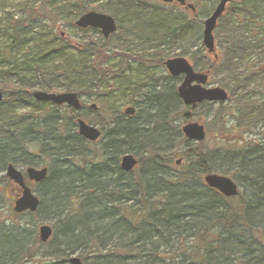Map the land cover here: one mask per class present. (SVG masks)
<instances>
[{
	"label": "trees",
	"instance_id": "16d2710c",
	"mask_svg": "<svg viewBox=\"0 0 264 264\" xmlns=\"http://www.w3.org/2000/svg\"><path fill=\"white\" fill-rule=\"evenodd\" d=\"M99 1L105 4L96 7ZM20 6L19 19L11 13L0 22V90L5 96L0 108V206L10 200L13 187L4 176L7 165L41 164L30 147L51 162L46 180L33 186L40 203L36 213L10 211L15 219L28 215L37 221L29 225L10 215L0 217V264H66L74 255L84 264H264V152L253 157V149L242 147L207 152L204 142L190 149L172 127L174 110L182 106L173 88L165 101L158 96V111L150 115L155 132L143 133L135 115L123 116L114 99L119 96L122 107L135 106L139 95L140 87L123 68V53H114L103 39L73 47L54 30L60 18L73 27L77 17L94 10L115 18L130 15L132 24L140 15L156 19L158 14L159 61L167 45L179 46L182 56L201 53L205 63L197 68L222 78L218 84L234 102L238 127L255 129L264 125V95L258 93L264 91V0L229 5L227 25L215 30L218 55L211 63L200 43L202 21L178 7L162 14L144 0H35ZM43 18L48 31L40 25ZM37 19L39 23L32 21ZM116 48L124 49L121 43ZM193 48L199 51L188 54ZM114 57L118 62L110 66ZM34 89L94 97L112 119L99 124L110 157L99 163L88 159L91 144L76 131L82 116L68 107L35 102ZM223 115L215 111L211 126L218 124L221 131ZM178 140L188 145L185 159H193L179 171L173 168ZM124 154L137 157L130 173L119 168ZM218 172L241 178L243 183L234 181L248 194L239 201L208 189L202 177ZM41 222L53 223L45 244L34 228Z\"/></svg>",
	"mask_w": 264,
	"mask_h": 264
},
{
	"label": "rangeland",
	"instance_id": "374dc122",
	"mask_svg": "<svg viewBox=\"0 0 264 264\" xmlns=\"http://www.w3.org/2000/svg\"><path fill=\"white\" fill-rule=\"evenodd\" d=\"M35 0H5L4 4L0 6V22L4 20L6 14H15L14 19H19L21 17L20 10H22L21 4L24 3H34ZM148 6L150 7H156L157 10L162 12V14H166L169 11V8H177L178 6H167L163 3H161L159 0H144ZM186 3L192 4L196 8V14L198 15V18L203 21L207 15H209L215 5H217L218 0H185ZM101 4H105L102 1H99L96 4V7H99ZM32 6V5H30ZM35 9L37 5L33 6ZM229 7V6H228ZM228 7L226 8V12L228 10ZM179 10L183 11L182 8H179ZM95 11V10H94ZM100 12V11H96ZM184 12V11H183ZM226 12L222 16L221 20L224 19L225 22L221 21L219 24L225 23L227 25L228 19H226L227 15ZM101 13V12H100ZM187 14V17H191L192 14L185 12ZM195 13L193 15H195ZM107 15H110L114 17L113 15L109 13H104ZM47 17V16H46ZM115 18V17H114ZM116 23L119 26L122 27V29H118L116 34H114L112 37L108 39V45L111 46L114 53L120 54L123 53L124 61L123 68H125L126 75L129 77L130 81L133 82V84H137L139 88V95L134 100V103H137L135 106V117L138 120L139 125L142 128L143 133L150 134L153 131V123L151 122V114H155L158 111V96L160 98L159 101H165L166 100V94L170 92V90L173 88L174 91H176L177 86L179 85L181 78H171L168 73L166 72L165 68L163 67V62L165 60L169 59H175V58H184L186 59L196 71L198 70L197 66L202 65L205 63V61L200 57V54L195 55V58H191L190 56H182L181 51L176 46H170L165 47L163 51V56L161 61L158 59V53L155 54V45L157 44V41L155 38H158V14H156V19H154L153 16L150 15H140L136 17V21L132 24L129 23L128 19L126 18H120L116 17ZM38 20V19H37ZM32 20L34 22L39 23V20ZM48 20L43 18L41 20L40 25H44L46 27V31L49 29ZM67 22L64 20V17L60 18V21H57L54 25V30L58 32V34L63 33L64 38H66L73 47H76L78 44L87 42V41H100L102 40L100 34L95 32H88V33H82L79 32L74 27H67ZM217 25V26H218ZM218 28V27H217ZM216 28V29H217ZM136 33V35L133 32ZM35 32V31H34ZM33 32V33H34ZM33 33L30 34V37H33ZM128 35L129 37H127ZM215 32H214V39H215ZM124 38H127L124 40ZM121 43L123 45L124 49H128L129 52L122 51L124 49H117L116 44ZM201 43V38H200ZM215 46H216V39H215ZM109 48V47H108ZM198 48H193L190 50L188 54L192 55ZM217 49V47H216ZM140 50V52H138ZM142 50V51H141ZM204 50V49H203ZM70 52H73L71 49ZM204 53V51H202ZM112 53V52H111ZM110 53V54H111ZM199 53V52H198ZM113 54V53H112ZM218 55V51H217ZM208 57V56H207ZM209 63L213 60V57L207 58ZM159 61V62H158ZM118 60L116 57L111 58L109 61V65L113 66L117 64ZM140 64H143V69H140ZM202 72V71H201ZM222 78L218 77L214 74H209V79L207 81L206 87H220L218 84V81H220ZM224 89V88H222ZM36 90V89H34ZM226 90V89H224ZM168 92V93H167ZM228 93V91L226 90ZM55 93V92H51ZM60 93V92H59ZM262 95H264V91L258 92ZM229 94V93H228ZM155 98V99H154ZM81 103L84 105L85 110L80 115L82 116V120L85 121L87 124L92 125L94 127H97L101 129L102 122L103 121H110L112 120L111 117L104 113L103 108H101L100 111V105L98 101H95L94 97L91 96H81ZM117 101V107H120L121 111L125 108L122 107V102L120 100L119 96H115L114 98ZM91 104H94L98 107L97 112H93L92 110H89L88 107L91 106ZM88 109V111H87ZM224 112L223 118L221 119L223 121V126L221 131L220 126L212 125L209 123L210 118L213 116L215 111ZM28 109H26L27 111ZM18 113H22V111H19ZM95 113V114H94ZM103 113V114H102ZM99 114V117L96 115ZM185 116L188 117L187 122H196V123H202L206 129V140L204 141V148L207 152H215L218 150L223 149H229L231 147L238 149L243 148L242 150L248 151L249 149L254 150V154L251 155V157L256 155H262L264 152V125H256L254 129V125H249L247 127H238L237 123V111L234 109V102L232 103V100L228 99L227 102L221 104H212L208 106H198L196 108H184L183 106H179L174 110L172 119V127L173 130H176V132H180V128L186 123ZM106 119V120H105ZM101 126H100V125ZM144 129V130H143ZM225 129V130H223ZM155 131H153L154 133ZM158 133V130H156ZM171 133H169L170 138ZM172 138V137H171ZM108 140L105 138V136H101V139L98 140V142L91 144V146L87 149V152L89 153L88 159L93 160L95 163L103 162L105 159L110 157L111 153L107 152V144ZM177 145L173 148V152L177 155L175 158V161L180 159V165L179 166H173L174 169L177 171L186 169L187 166L191 165V161L193 160L192 157L188 160L185 159V157L182 155L184 151H187L188 145H183L180 140L176 142ZM190 149L194 147V143H189ZM255 148V149H254ZM104 150V151H103ZM30 152L36 153L39 159H41V164H43L45 167H47L51 160L50 158H47L43 155H40L37 153L36 149L34 147H30ZM29 153V151H28ZM132 155V154H131ZM134 156V155H133ZM118 158V164L119 159ZM137 158L136 156H134ZM35 165L31 167L40 168L43 167V165ZM78 164V162H77ZM19 169L24 170L28 166H17ZM264 172V171H263ZM220 175V172H218ZM217 174V173H216ZM226 177L231 178L233 181L234 178L231 175H223ZM239 183H243V180L241 178H237ZM235 182V181H234ZM237 184V183H236ZM240 186L239 184H237ZM33 192L34 187L33 184H30ZM239 189V196L236 197L240 201V197L244 198L246 194L245 188L238 187ZM11 195L18 194L17 189L14 187L10 188ZM35 193V192H34ZM246 193V194H245ZM36 194V193H35ZM8 201L5 202L4 205L0 206V217L1 218H10V211L12 210L13 201L11 200V196H9ZM235 199V198H234ZM236 203V201L234 202ZM2 214V215H1ZM10 215V216H9ZM12 220L20 222L21 224H29L30 221L32 223H35L37 221V218L30 217L28 215H23L21 217H18L15 219L14 215L11 216ZM41 225H49L51 228L53 226V223L51 222H41L37 223L34 227L36 232L38 233V227ZM67 264V263H66Z\"/></svg>",
	"mask_w": 264,
	"mask_h": 264
},
{
	"label": "water",
	"instance_id": "95a60500",
	"mask_svg": "<svg viewBox=\"0 0 264 264\" xmlns=\"http://www.w3.org/2000/svg\"><path fill=\"white\" fill-rule=\"evenodd\" d=\"M164 4L178 3L181 6L185 5L184 0H160ZM243 0H219L215 9L206 18L203 23V31L201 38V45L208 55H212L217 59L215 52V43L213 38V31L216 28L217 21L224 14L228 4ZM185 10L194 12L192 5H186ZM75 26L79 29H95L99 30L104 39H108L110 35L115 33L116 25L114 20L106 15L89 12L80 17ZM165 70L168 75L173 78L182 76L181 84L177 88V95L184 106H196L201 103H224L227 101L226 92L218 87L205 88L207 83V73H196L193 68L184 58L169 59L164 62ZM32 98L37 102H46L54 106H68L74 111L80 109L78 97L75 94H47L41 91L32 93ZM3 100L0 92V104ZM94 108V106H93ZM134 109L127 108L124 110L125 116H133ZM77 132L84 140L94 143L99 140L101 133L97 128L85 124L83 121H77ZM181 133L188 140L195 143H201L205 139L204 127L198 123H189L182 127ZM180 161L176 162L178 165ZM137 161L131 155H125L120 160V169L123 172L129 173L136 167ZM6 178L12 182L19 189V194L15 196L13 203V212L22 214L24 212L34 213L39 206V200L32 194L30 188L24 182V176L21 171L8 165L5 170ZM25 176L28 181L34 183H41L47 176V169L27 168ZM205 185L214 191H217L225 198H232L237 196L238 190L234 182L224 176L217 174H208L203 178ZM52 235V230L49 226L43 225L38 229V237L40 242L46 243ZM68 264H82L76 258L71 257L67 261Z\"/></svg>",
	"mask_w": 264,
	"mask_h": 264
},
{
	"label": "flooded vegetation",
	"instance_id": "af4514ba",
	"mask_svg": "<svg viewBox=\"0 0 264 264\" xmlns=\"http://www.w3.org/2000/svg\"><path fill=\"white\" fill-rule=\"evenodd\" d=\"M181 8V7H180ZM183 10H184V8H182ZM185 11V10H184ZM186 12H188V13H190V14H192V12H189V11H186ZM127 17H129L128 19H131L132 18V16H130V15H127ZM114 18V17H113ZM114 20H116L115 18H114ZM131 21V20H130ZM117 24V23H116ZM91 32H95V33H99L100 34V32L99 31H91ZM133 32V31H132ZM135 35H136V33L135 32H133ZM61 36H63V35H61ZM63 38V37H62ZM156 39V41H157V44L155 45V47H156V50H155V54H157L158 53V38H155ZM140 65H142L143 66V64H140ZM140 67V66H139ZM84 96V95H83ZM88 97V96H87ZM81 100V99H80ZM81 103V102H80ZM131 106V105H130ZM130 106H127V107H130ZM136 106V105H135ZM135 106H132V108L135 110ZM88 109L89 110H91V108H90V106L88 107ZM88 109H87V111H88ZM191 109H192V107H191ZM85 110V107H84V105L81 103V108H80V111H81V113H83V111ZM95 110H96V112L98 111V107L96 106L95 107Z\"/></svg>",
	"mask_w": 264,
	"mask_h": 264
}]
</instances>
